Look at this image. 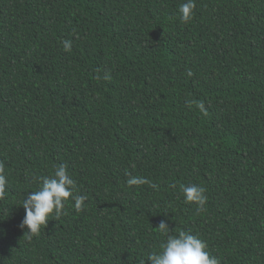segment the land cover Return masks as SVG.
<instances>
[{"label": "trees", "instance_id": "trees-1", "mask_svg": "<svg viewBox=\"0 0 264 264\" xmlns=\"http://www.w3.org/2000/svg\"><path fill=\"white\" fill-rule=\"evenodd\" d=\"M184 2L0 0V264H150L181 230L264 264V0H195L188 23ZM61 164L83 206L29 239L22 202Z\"/></svg>", "mask_w": 264, "mask_h": 264}, {"label": "clouds", "instance_id": "clouds-1", "mask_svg": "<svg viewBox=\"0 0 264 264\" xmlns=\"http://www.w3.org/2000/svg\"><path fill=\"white\" fill-rule=\"evenodd\" d=\"M195 0H185L179 6L180 19L183 23H188L194 15ZM65 51H71V42L63 41ZM188 75L192 73L189 71ZM107 78V77H106ZM203 108V105H200ZM147 183L144 178L131 177L127 180L129 186L141 185ZM6 178L3 174V165L0 164V199L5 196ZM151 187L156 188L155 184ZM75 180L68 173L67 166L58 165L51 177L41 178L40 187L37 191L28 193L23 202L24 218L19 227L26 228L28 237L39 235L41 227H45L50 214L57 217L62 215L65 203L70 197H73ZM180 190L183 193L186 203H195L198 208L202 209L206 204L207 196L205 189L201 186L181 185ZM76 210H81L85 197H73ZM162 233H169L170 229L165 220H161L158 227ZM207 244L204 240L187 231H179L176 235H168L166 241L160 246L158 252L148 255L147 260L150 264H220L215 256L210 255L206 250ZM145 264V260L141 261Z\"/></svg>", "mask_w": 264, "mask_h": 264}]
</instances>
